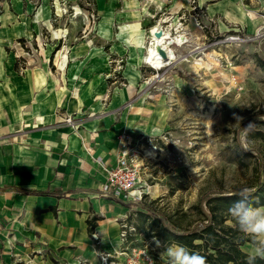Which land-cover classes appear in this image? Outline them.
Listing matches in <instances>:
<instances>
[{
  "label": "rangeland",
  "instance_id": "1",
  "mask_svg": "<svg viewBox=\"0 0 264 264\" xmlns=\"http://www.w3.org/2000/svg\"><path fill=\"white\" fill-rule=\"evenodd\" d=\"M0 5V50L20 53L19 69L52 47L54 61L64 58L63 65L68 51L99 47L103 54L90 66H103L111 86L128 88L126 74L130 81L137 75L116 110L127 121L128 148L146 184L140 201L194 226L203 220L195 208L203 197L253 189L264 178V0H7ZM157 28L164 35L158 43ZM157 45L168 55L158 53L159 69L145 61ZM114 90L102 99V112ZM234 114L244 118L241 127L256 125L243 141ZM139 211L134 206L122 221L126 236L119 260L110 258L116 264H148L149 257L162 264L153 242L155 237L165 243L155 236L159 225L151 224L154 214Z\"/></svg>",
  "mask_w": 264,
  "mask_h": 264
},
{
  "label": "crops",
  "instance_id": "2",
  "mask_svg": "<svg viewBox=\"0 0 264 264\" xmlns=\"http://www.w3.org/2000/svg\"><path fill=\"white\" fill-rule=\"evenodd\" d=\"M93 49L68 51L60 66L52 47L21 69L20 53L0 50V264H104L101 253L118 263L122 221L137 205L101 186L128 127L116 109L134 85L126 74L128 88L111 86L90 66L103 54Z\"/></svg>",
  "mask_w": 264,
  "mask_h": 264
},
{
  "label": "trees",
  "instance_id": "3",
  "mask_svg": "<svg viewBox=\"0 0 264 264\" xmlns=\"http://www.w3.org/2000/svg\"><path fill=\"white\" fill-rule=\"evenodd\" d=\"M2 12L3 7L0 5V15ZM260 163L264 167V159H260ZM236 190L238 189L217 191L214 195L203 197L195 205L203 220L194 226H185L174 215L162 214L145 202L136 201L134 204L138 206L141 214H145L143 211L154 214L151 224L159 225L160 230L155 236L163 242H179L191 251L204 255L208 264H246L247 251L244 246L249 244V241L237 230L227 212L238 199L231 195ZM252 190L251 203L254 206H264V178L258 179ZM204 202L207 210L204 208ZM163 221L167 228L163 226ZM88 223L91 232L94 227L93 219H89ZM258 264H264V261H258Z\"/></svg>",
  "mask_w": 264,
  "mask_h": 264
},
{
  "label": "clouds",
  "instance_id": "4",
  "mask_svg": "<svg viewBox=\"0 0 264 264\" xmlns=\"http://www.w3.org/2000/svg\"><path fill=\"white\" fill-rule=\"evenodd\" d=\"M234 119L240 126V139L243 141L254 131L256 125L249 123L246 127H241L244 118L234 114ZM241 146L247 149L243 143ZM252 192L253 190L246 186L232 192L231 195L238 199L227 210L234 226L249 241L246 264H258V261H264V206H254L251 203ZM163 226L167 228L164 221ZM153 242L161 249L162 264H208L204 255L191 251L179 242L162 243L155 237ZM147 260L148 264H155L150 257Z\"/></svg>",
  "mask_w": 264,
  "mask_h": 264
},
{
  "label": "built area",
  "instance_id": "5",
  "mask_svg": "<svg viewBox=\"0 0 264 264\" xmlns=\"http://www.w3.org/2000/svg\"><path fill=\"white\" fill-rule=\"evenodd\" d=\"M66 122L74 127L77 123L72 117H67ZM121 151L118 158V163L115 167L106 169V179L101 186V194L108 197L123 198L127 201H140L145 197L146 184L141 181L140 169L134 161V153L128 145L132 141L130 132H125L121 136ZM126 224H122L121 237L126 236ZM107 264L108 255L102 257Z\"/></svg>",
  "mask_w": 264,
  "mask_h": 264
},
{
  "label": "bare ground",
  "instance_id": "6",
  "mask_svg": "<svg viewBox=\"0 0 264 264\" xmlns=\"http://www.w3.org/2000/svg\"><path fill=\"white\" fill-rule=\"evenodd\" d=\"M158 30H159V28L156 29L155 34H154V38H153V40H155L157 43L159 41H161V39L164 38V35H162L161 38L157 37L156 33L158 32ZM160 48H163V47L157 45L154 49L149 50L150 54L147 53L148 55L145 57L146 63H149L152 67H155L157 69H159L163 66V62H162V60H160V56L159 57L157 56ZM147 52H148V50H147ZM63 57H64V55H63ZM61 59H62V61L60 63V66H62L63 62H64V58H61ZM131 80L133 83L135 82L134 78H132ZM147 154H153V153L149 152Z\"/></svg>",
  "mask_w": 264,
  "mask_h": 264
},
{
  "label": "water",
  "instance_id": "7",
  "mask_svg": "<svg viewBox=\"0 0 264 264\" xmlns=\"http://www.w3.org/2000/svg\"><path fill=\"white\" fill-rule=\"evenodd\" d=\"M163 34V31L162 30H159L156 35L157 37H161ZM159 54L163 57V58H168V55H167V52L165 51V49L163 48H160L159 49Z\"/></svg>",
  "mask_w": 264,
  "mask_h": 264
}]
</instances>
